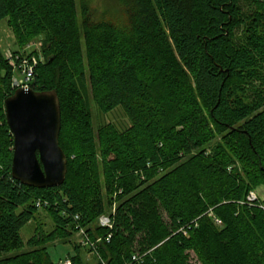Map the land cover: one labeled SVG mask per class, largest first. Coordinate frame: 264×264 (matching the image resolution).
<instances>
[{"label":"trees","instance_id":"1","mask_svg":"<svg viewBox=\"0 0 264 264\" xmlns=\"http://www.w3.org/2000/svg\"><path fill=\"white\" fill-rule=\"evenodd\" d=\"M130 1L121 31L80 29L75 0H0L20 47L44 39L30 87L56 92L67 159L60 187L11 177L14 91L0 50V264H54L47 248L71 244L74 215L101 240L97 264H264V193L247 200L264 189V0ZM86 85L101 113L122 108L125 129L93 130ZM37 199L56 204L45 210L54 229L23 250ZM113 204L109 231L97 220Z\"/></svg>","mask_w":264,"mask_h":264},{"label":"water","instance_id":"2","mask_svg":"<svg viewBox=\"0 0 264 264\" xmlns=\"http://www.w3.org/2000/svg\"><path fill=\"white\" fill-rule=\"evenodd\" d=\"M6 124L13 137L11 177L23 186H62L67 159L59 146L60 104L55 91L20 88L4 101Z\"/></svg>","mask_w":264,"mask_h":264},{"label":"rangeland","instance_id":"3","mask_svg":"<svg viewBox=\"0 0 264 264\" xmlns=\"http://www.w3.org/2000/svg\"><path fill=\"white\" fill-rule=\"evenodd\" d=\"M77 6V19L80 29L84 26L97 23H109L121 31H128L130 28L129 12L133 8L130 0H75ZM29 43L40 44V47L35 50L34 54L38 58L39 64L47 60L45 52L44 39L42 37L35 38ZM20 47L12 32L9 19L0 21V50L2 53L5 50L21 51ZM16 77L18 75L16 74ZM19 78V77H18ZM83 95L87 102V106L91 111L92 127L96 131L100 126L111 123L118 130L125 129L129 123L121 107H116L108 113H101L94 104L89 86L82 87ZM263 188L253 190L256 194H263ZM54 229V225L49 215L42 210H39L34 220L28 223L20 231L21 239L24 243V249L27 250L26 243L38 231L42 230L48 233ZM77 244V237L74 235L70 243L55 242L47 248L48 256L54 264L64 261L68 256H74L75 251L72 244ZM79 255L83 264H97L96 259L87 251L80 249ZM105 264V263H104Z\"/></svg>","mask_w":264,"mask_h":264},{"label":"built area","instance_id":"4","mask_svg":"<svg viewBox=\"0 0 264 264\" xmlns=\"http://www.w3.org/2000/svg\"><path fill=\"white\" fill-rule=\"evenodd\" d=\"M40 47V44L28 43L26 44L21 51H10L5 50L2 54L7 62L8 66L12 70V78H11V88L13 91H16L20 88H31L30 85L33 81L35 69L39 65L38 58L34 54L35 50ZM16 74L18 77H16ZM116 195V194H115ZM115 197V196H114ZM257 199V196L254 192H250L247 200L252 202ZM35 208L39 211H45L48 208L52 207L56 209V204H51L48 200L37 199L34 202ZM264 210V207H262ZM115 213V205L113 204L110 212L106 215H101L98 220L97 224L99 227L107 229L109 231L113 228V216ZM65 216V212L61 213ZM80 217L78 215L73 216V223H74V235L77 237V245L83 249L87 250L94 258L98 257L97 252V245L101 241L100 239H96L94 241L91 240L89 234L86 232L85 228L81 227L80 224ZM215 223L220 225L221 222L215 219ZM110 235H107L106 241L109 242ZM142 257L140 256H133L132 261L130 264H139L141 262ZM102 264L104 262L100 261ZM57 264H73V261L67 257L64 261H60Z\"/></svg>","mask_w":264,"mask_h":264}]
</instances>
